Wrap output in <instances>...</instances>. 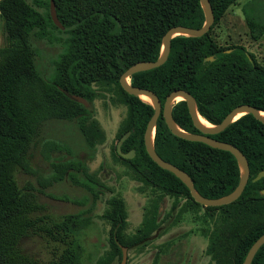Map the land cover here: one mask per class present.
Instances as JSON below:
<instances>
[{"label":"trees","instance_id":"16d2710c","mask_svg":"<svg viewBox=\"0 0 264 264\" xmlns=\"http://www.w3.org/2000/svg\"><path fill=\"white\" fill-rule=\"evenodd\" d=\"M51 2L62 27L51 16ZM217 23L236 0H209ZM242 13L252 40L264 36V0H248ZM3 44H0V264H82L78 234L91 225L90 212L106 186L80 160L52 161L50 179L42 186L68 179L86 188L91 206L53 218L37 214L42 205L36 188L19 186L15 173H32L28 153L44 122L74 121L87 146L93 148L103 133L93 114L76 95L92 103L96 84L118 86L129 107L122 152H133L129 164L144 180L165 192L184 196L194 204L189 189L178 177L159 167L148 155L143 135L153 107L128 94L119 77L138 61L156 60L164 33L174 25L199 28L205 22L200 0H0ZM202 36L177 35L171 39L167 60L160 66L130 76L134 86L153 91L162 106L173 90L184 89L198 113L218 124L236 105L250 104L264 111V65L242 44L219 46L210 31ZM36 41L59 42L62 50L52 61L47 77L37 65ZM177 125L199 133L185 101L172 109ZM211 137L236 146L247 158L250 175L241 195L220 206L222 215L206 233V254L212 264H241L252 243L264 233V123L247 113ZM97 140V141H96ZM153 145L164 160L184 170L203 196L231 193L240 179V167L229 151L190 141L170 132L162 114L157 119ZM59 145L46 141L42 149ZM44 181V182H43ZM105 216L111 220L113 249L98 264L121 259V247L148 238L157 228L158 207L145 212L141 227L129 242L121 238L126 221L124 200L112 197ZM40 234L63 244L61 252L44 261L26 252L23 237ZM154 264V263H152ZM251 264H264V244Z\"/></svg>","mask_w":264,"mask_h":264},{"label":"rangeland","instance_id":"374dc122","mask_svg":"<svg viewBox=\"0 0 264 264\" xmlns=\"http://www.w3.org/2000/svg\"><path fill=\"white\" fill-rule=\"evenodd\" d=\"M31 1V0H29ZM248 0H236L228 7L220 20L210 31L219 46L242 44L254 53L264 65V36L252 40L242 13V5ZM2 22L0 20V44H3ZM37 65L45 76L52 72V61L62 50L59 42L36 41ZM97 95L86 106L93 114L103 139L93 148L87 143L74 121L59 119L43 123L36 143L28 153L32 173L16 171L19 186L33 185L36 200L42 205L37 214H47L58 218L63 214L76 213L88 209L92 202L83 186L64 179L42 186L39 182L50 179L52 161L80 160L85 162L92 173L106 187L102 188L94 209L90 212L91 225L82 230L77 238L83 246L82 264H98L113 249L110 229L111 220L105 216L109 209L108 200L119 197L124 200L126 221L121 230V238L129 242L141 227L145 212L153 205L158 207L155 231L146 239L127 246L125 264H212L206 254L208 236L222 212L210 210L201 204H194L184 196H175L144 180L129 164L130 158L117 151V144L126 134L129 107L115 84L95 85ZM182 101L177 98L173 107ZM149 102V101H147ZM46 141L59 145L52 150L42 149ZM127 153V152H126ZM44 182V181H43ZM24 251L47 261L61 252L63 244L40 234H30L21 239ZM115 256L110 264H119Z\"/></svg>","mask_w":264,"mask_h":264},{"label":"water","instance_id":"95a60500","mask_svg":"<svg viewBox=\"0 0 264 264\" xmlns=\"http://www.w3.org/2000/svg\"><path fill=\"white\" fill-rule=\"evenodd\" d=\"M201 5L204 10L205 15V22L199 28H192L186 27L183 25H174L170 27L162 37V49L159 57L156 60H149V61H138L129 66L123 73H121L119 77V84L123 88L125 92L131 95H137L141 98V95H146L149 98V103L153 107V113L149 118L144 135V146L145 149L150 156V158L162 169L168 170L169 172L173 173L176 177H178L186 187L189 189L190 195L193 200L201 205L204 206H220L231 203L235 201L242 193L245 188V185L248 181L250 171L249 165L246 156L234 145L230 143H226L220 140H217L210 135L216 134L224 130L231 122L238 119L240 116L250 113L256 119L260 120L264 123V111L256 109L254 106L250 104H239L232 108L225 117L218 123L212 124V126L207 127L200 123L198 116L200 115L195 107V102L193 96L184 89H176L171 91L165 98L163 106L157 97V95L149 90L142 87L134 86L130 82V76L136 72L151 69L162 65L168 57L170 46H171V39L177 35H188V36H202L205 34L214 23V15L212 11L211 4L209 0H200ZM51 16L53 21L62 27L60 22L58 21L55 10L54 4L51 2ZM74 99L82 102L85 106L87 102L79 97V96H72ZM181 97L183 101H185L188 113L192 119L193 125L199 131V133H189L183 130L179 125H177L172 116V103L177 98ZM162 114L164 121L170 130V132L178 137L184 138L190 141H200L203 142L213 148L222 149L229 151L234 155L236 158L238 165L240 167V179L237 186L234 190L224 196L216 197V198H209L201 195L194 187L193 181L189 174L184 170L180 169L179 167L175 166L174 164L162 159L155 151L153 140L155 135V126L157 123V119ZM129 135V132L124 134L117 144V151L124 157L132 158L134 153L133 152H122L121 145L125 138ZM264 176V170H261L254 178L257 180ZM262 194L264 195V190H262ZM264 244V233H262L250 246L248 249L246 256L241 264H251L255 254L259 250V248ZM121 247V261L119 264H125L127 259V247L124 245H120Z\"/></svg>","mask_w":264,"mask_h":264},{"label":"bare ground","instance_id":"6f19581e","mask_svg":"<svg viewBox=\"0 0 264 264\" xmlns=\"http://www.w3.org/2000/svg\"><path fill=\"white\" fill-rule=\"evenodd\" d=\"M180 98L181 97H177V100H180ZM141 99H143L146 102L149 101V98L146 95H141ZM263 115H264V113H263ZM198 119H199L200 123L203 124L204 126H207V127L212 126L211 123L207 119L202 117L201 115L198 116Z\"/></svg>","mask_w":264,"mask_h":264}]
</instances>
